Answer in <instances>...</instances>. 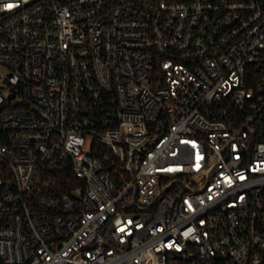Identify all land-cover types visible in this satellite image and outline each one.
Instances as JSON below:
<instances>
[{
    "label": "built area",
    "instance_id": "obj_1",
    "mask_svg": "<svg viewBox=\"0 0 264 264\" xmlns=\"http://www.w3.org/2000/svg\"><path fill=\"white\" fill-rule=\"evenodd\" d=\"M0 264H264V0H0Z\"/></svg>",
    "mask_w": 264,
    "mask_h": 264
},
{
    "label": "snow or ice",
    "instance_id": "obj_2",
    "mask_svg": "<svg viewBox=\"0 0 264 264\" xmlns=\"http://www.w3.org/2000/svg\"><path fill=\"white\" fill-rule=\"evenodd\" d=\"M9 7H11V5H9Z\"/></svg>",
    "mask_w": 264,
    "mask_h": 264
}]
</instances>
